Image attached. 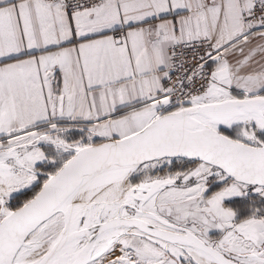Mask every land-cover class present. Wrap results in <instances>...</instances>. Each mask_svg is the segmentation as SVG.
Masks as SVG:
<instances>
[{"label":"snow or ice","instance_id":"1","mask_svg":"<svg viewBox=\"0 0 264 264\" xmlns=\"http://www.w3.org/2000/svg\"><path fill=\"white\" fill-rule=\"evenodd\" d=\"M0 264H264V0H0Z\"/></svg>","mask_w":264,"mask_h":264}]
</instances>
